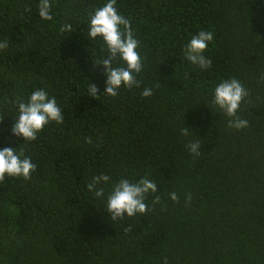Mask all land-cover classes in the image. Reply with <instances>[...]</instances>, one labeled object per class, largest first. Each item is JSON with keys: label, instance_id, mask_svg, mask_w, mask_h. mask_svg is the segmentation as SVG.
Returning a JSON list of instances; mask_svg holds the SVG:
<instances>
[{"label": "trees", "instance_id": "obj_1", "mask_svg": "<svg viewBox=\"0 0 264 264\" xmlns=\"http://www.w3.org/2000/svg\"><path fill=\"white\" fill-rule=\"evenodd\" d=\"M38 2L0 0V148L18 146L35 165L29 180L0 181V264H264V4L117 0L143 69L138 86L93 98L90 82L104 88L91 62L101 44L82 33L103 0H51L50 21L39 19ZM64 23L73 32L63 38ZM199 30L213 33L204 70L183 58ZM229 77L247 91L238 115L249 123L240 130L209 104ZM37 88L56 98L63 123L32 142L6 141L13 101ZM144 88L153 94L141 96ZM189 108L199 156L186 149L194 137L179 131ZM101 173L153 181L146 212L110 220L87 190Z\"/></svg>", "mask_w": 264, "mask_h": 264}, {"label": "clouds", "instance_id": "obj_2", "mask_svg": "<svg viewBox=\"0 0 264 264\" xmlns=\"http://www.w3.org/2000/svg\"><path fill=\"white\" fill-rule=\"evenodd\" d=\"M260 3L264 4V0H260ZM116 4L117 0H103L100 6L93 8L88 13L86 29L82 33L93 44L96 41L101 44L99 51L91 55V62L94 70L102 67L104 88L100 91L96 84L90 82L87 88L89 97L96 98L100 94L116 97L121 88H132L139 83L136 77L143 69V59L138 51L139 41L134 35L129 19L118 11ZM37 12L40 20H52L51 0H39ZM59 31L64 38L73 32L72 25L64 23L60 25ZM212 41L211 31L199 30L191 34L183 47L184 60L202 70L209 68L212 61L206 57L205 53ZM6 47V41L0 42V50ZM152 94L151 88H144L141 92L143 97H150ZM246 96L247 91L241 82L234 77H229L220 80L213 87L209 104L212 109L229 117L227 122L229 128L240 130L247 127L249 123L238 115L241 103ZM13 104L16 115L12 117V124L7 129L10 135L5 136L6 141L11 142L13 138H16L17 142L21 139L32 142L36 140L37 134L50 123L61 124L64 121L62 109L56 98L43 88L34 89L26 99L15 100ZM204 106L207 109L209 107L208 104ZM192 108L184 113L183 121L185 114ZM5 131L0 128V134ZM179 131L183 137H194L189 139L186 149L190 155L199 156L201 143L195 130L186 127L184 121ZM17 149L18 146L0 148V181L6 177L29 180L35 171L31 158ZM87 190L104 203L110 220L116 221L144 214L147 210L145 199L149 194L157 191V186L147 178L130 181L121 177L113 182L109 175L101 173L91 178L87 184ZM169 197L173 201L177 199L174 192L170 193Z\"/></svg>", "mask_w": 264, "mask_h": 264}]
</instances>
